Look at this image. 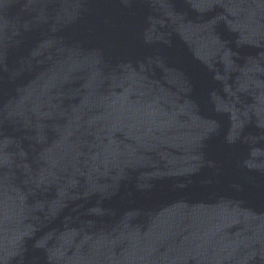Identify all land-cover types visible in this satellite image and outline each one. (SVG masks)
<instances>
[{
    "label": "water",
    "instance_id": "1",
    "mask_svg": "<svg viewBox=\"0 0 264 264\" xmlns=\"http://www.w3.org/2000/svg\"><path fill=\"white\" fill-rule=\"evenodd\" d=\"M0 264H264V0H0Z\"/></svg>",
    "mask_w": 264,
    "mask_h": 264
}]
</instances>
